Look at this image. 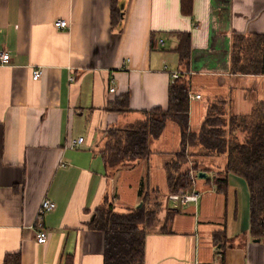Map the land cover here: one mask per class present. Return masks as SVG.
Here are the masks:
<instances>
[{
	"label": "crops",
	"instance_id": "crops-1",
	"mask_svg": "<svg viewBox=\"0 0 264 264\" xmlns=\"http://www.w3.org/2000/svg\"><path fill=\"white\" fill-rule=\"evenodd\" d=\"M60 19L69 26L57 27ZM180 33L191 35L187 65L176 52ZM236 33L264 34V0H194L192 15L181 0H0V50L11 57L0 63V264L13 253L21 264H67L70 255L73 264H104L105 233L91 226L96 210L109 202L127 213L146 180L168 195L167 165L181 148L180 127L169 121L149 161L112 170L102 154L108 131L166 108L174 71L201 95L190 99L192 131L217 99L232 114L251 113L264 103V75L230 73ZM38 67L43 75L34 80ZM190 151L207 173L195 180L200 199L175 209L169 202L147 236L145 264H264V239L250 232L246 181L229 174L218 190L226 156ZM44 199L56 208L44 217L49 238L40 244Z\"/></svg>",
	"mask_w": 264,
	"mask_h": 264
},
{
	"label": "trees",
	"instance_id": "trees-1",
	"mask_svg": "<svg viewBox=\"0 0 264 264\" xmlns=\"http://www.w3.org/2000/svg\"><path fill=\"white\" fill-rule=\"evenodd\" d=\"M194 0H181V10L192 15ZM121 12L113 11V26L122 24ZM191 35L180 33L176 48L180 62L187 65L191 57ZM231 74L264 75V34H233L230 54ZM127 96V95H126ZM144 118L124 128L108 131L102 154L108 169L149 161L154 154L152 144L159 139L169 121L180 127L181 148L167 165L169 193L180 189L192 192L194 180L189 168L183 171L198 148L205 156H226L225 171L216 177L218 190L224 191L228 175L242 177L250 192V232L256 239H264V103L258 101L249 114H232L227 102L213 101L198 132L190 129V87L181 75L173 78L166 108L156 107L143 112ZM193 169L200 164L193 160ZM143 189L140 203L121 214L112 203L106 202L96 210L92 227L105 233L104 264H145L146 239L160 221L162 197ZM175 210L168 211L167 220ZM224 233H216L217 236ZM73 256L67 264H73ZM4 264H21V254H7Z\"/></svg>",
	"mask_w": 264,
	"mask_h": 264
},
{
	"label": "built area",
	"instance_id": "built-area-1",
	"mask_svg": "<svg viewBox=\"0 0 264 264\" xmlns=\"http://www.w3.org/2000/svg\"><path fill=\"white\" fill-rule=\"evenodd\" d=\"M56 26L59 28H67L69 26V23L65 19H60L56 21ZM161 43L163 44V40H161ZM11 62L10 55L0 50V63L7 65ZM43 75V70L41 68H36L33 70L32 77L34 80H39ZM181 76V73L179 71L172 72L173 78H178ZM74 80V77L71 78ZM111 91H115V87L111 89ZM194 98H201V95H193L190 93V99ZM84 142V138L80 137L78 139H74L71 141L69 146L71 148H78L82 143ZM191 170L190 175L193 178L194 182L199 177V174L201 172H204V170L199 167L198 170L193 169L194 163L190 161ZM168 201L172 204V207L178 208L180 206H184L186 204H189L191 202L197 203L200 199V193L196 189H193L192 192L185 191L184 189H180L177 192L169 193L167 195ZM56 208V203L50 199H44L39 207L38 213H37V226H38V232H37V242L40 244H46L49 238L48 231L44 228L43 220L45 215L48 212L53 211Z\"/></svg>",
	"mask_w": 264,
	"mask_h": 264
},
{
	"label": "rangeland",
	"instance_id": "rangeland-1",
	"mask_svg": "<svg viewBox=\"0 0 264 264\" xmlns=\"http://www.w3.org/2000/svg\"><path fill=\"white\" fill-rule=\"evenodd\" d=\"M193 160H194V159H190L191 164H192ZM193 163H194V162H193ZM201 168H202V167H201ZM145 172H146V173H145V174H146V177H147V176L150 177V175L152 174V173H151V172H152V166H150ZM150 182H151V180H149V181L146 180V181L144 182L143 185H140V187L142 186V189H144L145 192H152L154 189H150V188L148 187ZM139 189H140V188H139ZM138 196H139V195H138ZM156 196L162 197V202H161L160 210H159V217H160L161 214H165V213H166V210H167L168 205H169V201H168V198H167V194H166L164 191H162L161 189H160V190L158 189L157 192H154V193L152 194V197H156ZM139 199H140V202H141V198H140V196H139ZM121 214H122V213H121ZM167 217H168V212H167V215H166V219H167Z\"/></svg>",
	"mask_w": 264,
	"mask_h": 264
},
{
	"label": "water",
	"instance_id": "water-1",
	"mask_svg": "<svg viewBox=\"0 0 264 264\" xmlns=\"http://www.w3.org/2000/svg\"><path fill=\"white\" fill-rule=\"evenodd\" d=\"M199 177H200V178H205V177H207V173H206V172H201V173L199 174ZM140 205H141V203H140ZM256 241H259V239H256Z\"/></svg>",
	"mask_w": 264,
	"mask_h": 264
}]
</instances>
